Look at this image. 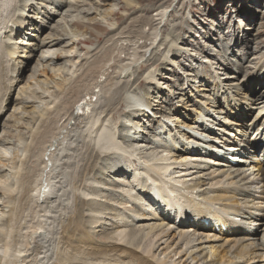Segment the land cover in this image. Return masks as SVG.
<instances>
[{"label": "bare ground", "instance_id": "bare-ground-1", "mask_svg": "<svg viewBox=\"0 0 264 264\" xmlns=\"http://www.w3.org/2000/svg\"><path fill=\"white\" fill-rule=\"evenodd\" d=\"M7 1L0 0V10L7 4ZM45 1L51 3L52 6H43V11H41L43 18L40 17L41 22L36 25L39 33L47 28L49 20L55 14L62 12V6L65 4V0ZM92 1L93 4H100L99 0ZM142 1L120 0L124 5L123 7L129 9L136 8ZM70 2V7L76 9L77 4L74 3L73 5V2ZM21 3L20 8L17 6L20 4L16 5V18H13L14 25L18 29L11 28L6 33V31H3L5 27H0V36L4 34V37H0V39H6L4 41V51L6 57L9 58V62H11V73L13 72L9 78L10 85L5 88L4 96L7 92L9 95L17 87L15 100L20 103V107L15 108L10 114L12 118L6 117V122L3 125L6 128L7 122L12 120L11 128H17L25 120L26 126L23 125L26 133H28L26 137H17L15 147L11 145L10 130L2 132V138H0V264H191V262H194V264L198 262L201 264H256V262L264 264V236L261 240L257 239L256 233H253L250 227L251 224L254 225L260 220L259 212L264 213V162L258 161L253 164L257 174H259L260 188L256 191L255 187L257 186L254 187V182L245 175L240 167H233V162L229 160H224L226 161L224 162L219 157L211 162L213 159L212 152L208 149V147L214 145L212 142L218 140L224 146L237 147L235 149L242 155L240 157L248 156V149H252L254 152L260 145L262 151H264V89L261 92L262 94L242 100L240 91L237 90L239 87L235 83L220 81L218 79L220 77L215 76L214 86L217 85L211 89L214 96L213 99L210 98V105L206 107V103L202 102L199 104L201 106L199 109H193L192 111L194 117L191 121L196 130L199 129V133L185 132L180 134V129L172 132V129H170L172 127H166L165 121L160 117L158 119H155L156 117L152 118L153 121L155 120V122H152L150 116L146 112L142 113L141 109L135 108V113L139 115L132 111L119 112L120 108L129 106L127 100L129 101L130 96L127 94L126 86L130 81L133 80L134 82L135 80L134 77L133 79L127 78L129 72L126 73V71L129 70L130 66L121 65V67L118 66V70L113 67L114 70L109 72L105 78L109 82L120 75L121 72L125 73V75H122V77H126L121 87L120 85L115 87L114 91H111L112 93L104 101L102 100V104L98 107L93 104L88 108L89 110L86 109L88 111L82 110V113L74 114L70 106L77 102L76 99L79 98L81 86L76 85L66 91H64L63 86L67 80L76 74L79 64L75 66V62L72 60H70L72 61L70 65H66L65 62L58 63L57 61L64 58L67 60L71 56L81 58L82 61L87 58L85 55H88L91 51L85 48L86 52L82 55L78 49L74 55L63 54V52L72 53L73 47H71V44L73 45L75 40H71V38V41L64 43V47H68L69 50H52L53 46L62 42L60 38L66 37L61 29V23L66 19L65 16H71V9L64 10L61 19L63 21L59 20L51 26V31L55 30L57 32L59 30V33L45 38L53 39L43 38L33 43V49L46 48L47 51L45 52L52 50L50 54L41 56V59H45L53 65L48 67L49 71L61 73L64 80L53 82L54 84L49 87L50 90L47 88L48 90L42 91L43 93L46 92L45 97L47 100L43 101L41 99L38 101L40 97L33 91V84L40 81L38 80L39 76L46 78L44 70H48V68L44 69V65L39 68V64H37L24 85H19V81L23 77L20 72L24 64L26 68V63H22L21 58L27 51L31 52L33 49L22 48L24 46H20L22 43L18 41L10 42V40H15L14 37L19 36L21 38L18 33L19 31L24 32L22 30L25 27L24 25L29 28H33L34 25L31 23L33 17L29 14L31 9L32 12L36 9L34 0H23ZM116 3L110 5L108 14H115V8L113 7ZM26 8H29L27 14L24 12ZM91 8L97 9L96 7H89L90 10ZM89 9L83 12L87 14ZM7 17H4V19ZM71 18H74V16ZM74 24L79 27H86L80 19H76ZM95 28L98 29L99 27L96 26ZM245 28L251 29L248 26ZM93 30L91 29V31ZM178 30L177 34L164 36L163 40L161 39L162 41L153 47L158 50L159 46L164 44L163 53L158 51L160 55L163 54L161 59L163 64L168 62L167 57L169 55L176 57L179 54V58L186 60L184 58L185 51H182L183 48L178 43L185 44L184 40L187 42L189 34L183 33H187L189 30L184 27L178 28ZM98 32L96 33L98 34ZM223 34L222 32L221 37H223ZM234 35H236V30H232L230 38L233 39ZM55 36H59V38H55ZM137 36H139V33ZM241 36V38H244L242 44L247 45L251 39L248 38L250 32L244 35L241 34ZM146 39L151 40L152 38L147 36ZM261 42L263 41L261 40ZM144 43L145 48L147 45H152L150 42L147 45L146 41ZM188 44L192 45V41L189 40ZM262 47L264 45L254 51L259 55L252 58L255 59V61L252 60L254 61L253 66H251L253 70L261 69L258 74L254 75L253 73L251 75L254 76V80L260 77V72H262L261 76L264 75V52L262 53ZM226 51L229 55H233L235 50L230 49V47H223L217 53L221 55V58H218L219 64L217 67L220 68V65H222V70L228 68L232 70L229 55H224L228 54ZM30 55L32 56V54ZM30 55L28 54L27 57L29 58ZM102 56L104 58V55ZM102 56L96 58L92 65H89L88 70L90 73L98 74L103 68V65H95V63H100ZM240 57L241 61H247L249 56L245 54ZM3 58V55H0V67L4 62ZM181 63L186 64L184 61ZM236 64L239 66L238 69L242 68V64ZM114 66L116 67V65ZM199 68L200 70L204 68L203 72H205V67L200 66ZM250 71L252 72V69ZM88 76L85 75V79ZM226 76L225 78H237V75ZM154 77L151 74L150 79L145 83H152ZM194 77L196 78V74H194ZM217 80L220 82L216 83ZM244 80L248 82L251 79L245 78ZM49 82L47 81L45 85H48ZM190 82L199 83V81L187 79V88H191ZM178 87L183 88L181 85ZM146 91L149 93L150 89ZM147 92L146 94L149 96ZM254 92V90L251 91L252 94ZM62 93L65 100L61 103L57 102L59 94ZM190 96H192L191 93ZM4 98L0 97V116L4 115L5 112V106H2V103L6 100ZM148 99H151V102L148 103L150 106L158 105L157 103L151 104L154 101L152 97L149 96ZM220 99L223 100V104L218 108ZM33 102L34 104L31 105ZM172 102L173 99L170 100V103ZM97 103H100V101L98 100ZM242 103L245 105H242ZM252 104L257 106H249ZM85 105L89 104L86 103ZM145 105V109H148L147 102ZM27 107L31 109L27 110ZM257 107H259V111L255 118L260 119L261 124L244 122V118L250 116L252 109L254 110ZM247 110L251 111L247 113ZM119 113H126L129 117L128 123L132 122V124L124 125L125 123H120L116 127L117 124L115 125L112 120ZM53 114L56 116H52ZM153 114L156 116L157 112ZM55 117L62 124L72 119L74 121L79 120L80 122L77 121L76 127L82 125L80 127V130H82L81 128L86 126L88 129L87 134L91 135V138H89V135L87 136L82 131L83 134H80L81 140L78 139L75 148L72 149V146L68 145V148L72 150H66L67 152H78L79 150L80 152L77 153L79 156H81L80 153L83 150L82 159L81 157L78 159L82 162L80 163L82 166L80 165L81 167L77 168V173H73L76 175L69 172L71 176L67 172L70 168L69 165H71L70 159L74 157L73 153H71V157L69 156L70 158L66 157L68 153L60 155L58 143L54 144L57 140H55V135L58 137L61 130V127L55 126L57 122ZM109 121H112L114 126ZM183 125L187 129L194 127L190 124ZM252 125L255 127V135L250 139L249 137L253 132H249L245 128L249 126V129H251ZM155 126L159 129L158 131L157 129L154 131ZM208 129L209 131L206 132ZM124 131H126V134L123 133ZM161 133L163 136L166 134L168 137L177 138L178 135H188L186 136L187 139L191 140H188L186 148H173L174 150L172 149V154H170L171 147L167 149L166 154H162V150H167L164 143L160 144L157 141L160 139L157 136ZM152 134L154 138L157 137L158 139H149V135ZM230 135H232L231 138ZM138 137H143L144 143L140 144L141 141L138 140ZM208 138L213 139L209 140ZM51 139L53 140L50 142ZM46 142L48 145L44 144ZM210 142L211 144H209ZM1 146L3 147L1 148ZM161 146L163 148L158 151ZM245 150L247 151L245 152ZM57 155L61 156L58 157L61 158V162L58 161L61 166L59 170L62 171L57 172L56 175L54 173L50 174L49 169L51 170L52 160ZM240 157L238 162H241ZM33 158L35 159L33 160ZM98 159L109 162L106 163L105 168L108 169H106L107 171L113 168L114 176H126V178L132 176L134 180L132 182L127 180V184H120L118 181H107L102 176L103 174L97 173L101 169L93 165L94 160ZM121 160H125L124 163ZM244 161H246L245 158ZM29 162L37 163L38 172L46 169V173L38 178V174L34 175L30 166L32 163L29 164ZM222 163L229 164V168L227 167L225 173L231 177L234 186H216L218 181L212 182L215 180L216 174L215 170L208 171L210 164ZM91 172L93 175H90ZM220 172L221 174H217L219 177L224 174L223 171ZM48 177L50 180L52 179L50 187L46 182ZM186 178H188V181ZM70 198L72 203L69 207ZM150 200L151 202H149ZM125 207L129 208V211L127 208L125 210ZM226 212L237 216L239 218L238 222L231 221L232 219L224 214ZM47 219L53 224L57 223L54 228L57 231L55 235H58V241L54 240L53 242L52 248L54 251L50 244L52 238L46 237L44 233L45 225L49 230L53 228L49 226ZM206 219L209 220L207 225L203 222ZM54 228L53 230H55ZM207 229L209 232H206ZM49 230L47 231L49 232ZM174 238H177L175 243H173ZM47 241H49V244H46ZM219 241L224 242V244L231 242V244L228 243L226 249L225 246L222 247L225 250L221 253ZM221 245L223 246V244ZM50 249L53 254L49 256Z\"/></svg>", "mask_w": 264, "mask_h": 264}, {"label": "rangeland", "instance_id": "rangeland-1", "mask_svg": "<svg viewBox=\"0 0 264 264\" xmlns=\"http://www.w3.org/2000/svg\"><path fill=\"white\" fill-rule=\"evenodd\" d=\"M70 1L73 2V5L74 3L77 4L76 9L74 7H70L71 5ZM99 1H100V4L96 5V4H93L92 0H89V1L88 0H85V1L84 0H65L64 2L65 4L62 6V9H61L62 12L60 14H55L54 17L49 20L46 26L47 28L44 29L43 32L39 33L37 32L36 28H38V26L36 25L40 24L41 18H43V15H41V11H43V6L50 7L52 6V4L46 3V1L44 2V0L43 1L34 0L36 9L33 12L31 9V11L29 12L30 16L33 17L32 22H31L32 24H34L33 28H29L26 25H24L25 27L22 28L24 32L19 31L18 33L20 34L21 38L17 35L18 36L17 38L14 37L15 40H10V42H13V41L21 42L22 45L20 46H24L22 48L27 47V48L33 49L34 48L33 43H36L37 41H39V39H43L50 35L52 36V34L59 33V30L57 32L55 30H54L55 32L51 31V26L55 25L59 20L62 19V14L65 12L64 10H67L68 8L71 9L70 10L71 16H68V17L65 16L66 19L64 21L61 20L63 21V23H61L62 24L61 29L64 31V34L66 35V37L64 36V38H60L62 39V42L59 43V45L57 44L56 46H53L52 50H61V51L69 50L68 47H64V43L66 41L75 40L74 44L73 45L71 44V47H73L72 53L63 52V54L68 53L67 55H74L75 51H77L78 49V51L80 50L81 55H82L86 52L85 48L91 51L88 55H85V57L87 58L82 61H81V58L79 59V58H76L75 56L68 57L67 60L66 58H64L60 61H57L58 63L65 62L67 63L66 65H70L72 61L75 62V66L76 64H79L78 66L79 68L76 71V74H74L72 78L67 80V82L65 83L63 82L64 91L76 85L79 87L81 86L79 98L76 99L78 103L75 102L76 105L73 104V106H70V109L74 111V114L82 113L86 109L90 108V106L93 104H95L96 107H98V105L102 104L101 101L102 100L104 101L106 97L109 96L114 91L115 87H118V85H120L121 87L123 80L126 77V76L122 77V75H125V73L121 72L120 75L116 77L114 75L115 78L113 77L114 79H112L109 82L107 79H105L109 72L114 70V68L117 69L118 66L121 67V65L130 66L129 70L126 71V73L129 72L127 75V78L130 77L133 79L134 77L135 80L133 82V80L131 79L132 81H130L126 86L127 94L130 96L129 101L127 100L129 106H127V108L125 106H124L125 108L124 107L120 108L121 110H119V112L125 110V111H132L135 113V108H138L139 110L141 109V112L142 113L146 112L150 116L151 120L152 118H155V117H156L155 119H158V117H160V119L162 118L163 121H165L166 123V127H169V128L172 127L170 128L172 129V132L176 131V129L178 130L180 129L179 130L180 134L185 133V132L199 133L198 131L199 129L196 130L195 125L191 121V119L194 117L192 111L193 109L194 110L199 109L201 107L199 104L202 102L206 103L205 104L206 107L210 105L209 104L210 98L213 99V96H214L212 94L211 89H213V87L217 85L216 83L219 80L223 82L235 83L236 86L239 87V89L237 90L240 91V97L242 98V100H245L247 97L253 98L257 96V94H262L261 92L264 89V75L261 76L262 72H260V77L254 80V76L252 77L251 75L253 73L254 75L258 74L261 69L253 70L251 66H253V62L255 61V59H252V58L255 57V55L256 56L259 55V53H256V52L254 53V51L257 50V48L259 49L261 45H264V0H143L141 2L142 4L139 3V6H137L134 9L123 7L124 5L122 2H120V0H99ZM21 2H23V0H8L7 4H5L3 9L0 10V17H1L0 27L2 28L5 27V29L4 30L2 29V30L6 31V33L9 32L11 28H14V30L18 29L17 26L15 27L13 20L16 18V13H17L16 5L20 4V5H17L18 8H20L22 4ZM115 3L116 5H114L113 7L115 8V14H108L107 12H108L110 5L115 4ZM89 7H96L97 9L94 10V8H91L90 10ZM28 9L29 8H26V10L24 11L26 14L28 13ZM86 9H89L88 10L89 13L87 14L86 12H83ZM72 16H74V18H71ZM4 17H7V18L4 19ZM76 19H80L81 21H83V24L86 27L76 26L74 24V21H76ZM96 26H98L99 28L98 29L95 28ZM246 26L251 27V29L245 28ZM181 27L187 28L189 30V32L183 33L186 35L189 34L188 35L189 38L187 39V42L186 40H184L183 42H185V44L178 43V45L183 48L182 51H185L184 58H186V60L179 58L180 57L179 54L176 55V57H171V55H169L167 57L168 62L163 64L161 62L163 54L160 55L158 51L160 52L162 51L163 53L164 44H161L159 46L160 50L159 49L157 50L156 48H153V47H155L157 43H160L163 40L164 36H166L167 34L169 35L177 34L179 32L178 28H181ZM91 29L92 30L94 29V30L91 31ZM232 30L234 31L236 30V35H234L233 39L230 38ZM97 31L103 34H100L99 32L97 34L96 33ZM222 32L224 33L223 37H221ZM247 32H250V37L248 38H251V39H250V42L247 43V45H244L242 44V41L244 40V38H241L243 37L241 36V34L244 35ZM12 33L14 32L12 31ZM138 33H139V36H137ZM147 36L152 38L153 40L152 39H151L152 41L147 40L146 39ZM0 37H4V34H2ZM55 38H59V36H55ZM45 39L49 40L53 38H45ZM5 40L6 39L4 38L0 39V44H1L0 47L2 46L0 48V55H3L4 57L3 58L4 62L2 66L0 67V97L2 96V97H5L4 99H6L2 103V106L3 105L5 106L4 107L5 112H4V115L0 116V138H2L1 137L2 132L6 130H10V133H11L10 137L12 138L11 145L15 147V145L17 144V137L18 138L20 136L26 137L28 133H26V129H25V126H26L25 120L22 121L25 126L22 124L21 126L17 128H14V127L11 128L12 120L7 122L6 128L3 125L5 124L4 122H6V117H10V114L12 113V111L17 107H20V103H18L17 100H15L16 99L15 97H17L16 92L18 91L17 87L15 88L16 90L14 89L13 91H11L9 95L7 92V94L4 96L5 88L8 85H10L9 78L11 74L13 73V72L11 73L12 71L11 66H10L11 62H9V58L6 57L5 55L6 53L4 51V41ZM189 40L192 41V45L188 44ZM261 40L263 42L260 43ZM145 41H146V45L149 44V42L152 43V45L151 46L147 45L145 48L144 46ZM223 47H226V48L230 47V49L232 48L235 50L233 55H229L228 51H226V53L228 54H224L226 56L229 55V58L231 59L229 63L231 64L230 68L232 70H229V68L222 70L221 69L222 65H220V68L217 67L219 64L218 58H221V55L217 53L221 51ZM263 49L264 47H262V53L264 52ZM52 50H50L49 52H45L47 51L46 48L45 49L39 48V49L31 50V52L27 51L24 54V56L21 58V61L22 63H26V68L24 64V67H23L24 70L22 69V71L20 72L23 74L22 75L23 77H22V80L19 81V85H24V83L28 79V76H30V73L32 72L33 68L37 64H39V68H41L42 65H44V69H47L48 67L53 66L48 61H45V59L44 60L41 59V56L45 54H50ZM157 52L159 55L156 54ZM28 54L29 55L32 54V56L30 55V57L28 58L27 57ZM245 54L249 56L247 58V61L245 60L241 61L240 56L245 55ZM102 55H104V58ZM251 55H254V56H251ZM100 56H102V60H100V63L99 62L95 63V65L96 66L103 65L102 66L103 68L100 70V72H98V74L90 73V71L88 70L90 67L89 65H92V62L96 58H99ZM26 59H28L27 62H25ZM183 61L184 63H186L185 65L181 63ZM236 63L242 64V68L238 69L239 66H237ZM114 65H116V67ZM200 66L205 67V72H203L204 68L200 70L199 68ZM249 68L252 69V72L250 71L251 69L249 70ZM49 70H50L49 68L48 70H44L46 74V78L44 76H41V77L39 76L38 80L40 81L37 83H34L33 84L34 87L32 85L33 91H35L37 96L40 97L38 101H40L41 99H43V101L47 100L45 97L46 92L43 93L42 91L48 90L49 87H51L54 84L53 82L64 81L61 73L59 72L53 73ZM151 74L153 75V77L155 76L154 77L155 79H153L151 81L152 83L150 84L145 83L146 81L150 79ZM194 74H196V78L194 77ZM81 75L82 76L84 75V76L82 77ZM85 75H89L88 78L85 79ZM159 75L163 77L161 78ZM226 75H234V76L237 75V78L236 79L225 78ZM215 76H218L220 78H218L219 80L216 81L215 83L216 85L214 86ZM226 77H232V76H226ZM245 78H250L251 80L247 82L246 80H244ZM79 79L80 81H78ZM187 79L199 81V83L190 82L191 88H187V85H186ZM228 80H232V81H228ZM47 81H50V82L48 85H45ZM183 83L184 85H182ZM179 85H181V87L183 88L180 89L178 87ZM185 85L186 87H184ZM147 89H150L149 93L146 91ZM253 90L255 92L252 94L251 91ZM146 92L149 94L150 98L152 97V100H154L152 101L151 104L157 103L158 105L150 106L148 104L149 102H151V99L147 100L149 96H147ZM190 93L192 94V96H190ZM243 95H246V96H243ZM171 99H173L172 103H170ZM64 100H65V96L62 93L61 95L59 94L56 101L57 102L59 101L61 103ZM98 100L100 101V103H97ZM146 102H147L148 109H145ZM86 103H88L89 105H85ZM33 104L34 102L31 103V105ZM222 104H223V100L220 99V106H218V108H220ZM263 104L261 105L263 106ZM242 105H245V104L242 103ZM249 106H257V105L252 104ZM210 108L212 109V107ZM245 108H248V107H245ZM26 109L30 110L31 108L27 107ZM258 109L259 107H257L254 110L252 109V114L248 116L247 118H244V122L260 125L261 124L260 119L255 118V115H257L259 111ZM249 111L251 110H247V113ZM154 112H157L156 116L155 114H153ZM54 115L55 114H53L52 116ZM136 115H139V114H136ZM55 119L57 120L55 126L61 127L60 128L61 130H60V135L58 136L59 138L56 137L55 135V140L56 139L57 140L56 142H54V144L58 143L60 153L58 151L57 152L60 155H63L64 153L66 154L68 153V156L66 155V157L68 158L69 156L71 157V153H73L74 157L70 159L71 162L69 160L71 164L69 165L70 168H68V171L67 170L65 171H67L68 173L70 172L72 175H76L73 173H77L78 171L77 168L81 165L80 163H82L78 159H80L79 157H81L82 159L83 150L81 151L82 153H80L81 156L77 155V153L80 152L79 150L78 152L69 151L70 154L66 150H72L75 148V145L78 139L81 140L80 134H83L81 133L82 131L87 136L89 135L88 136L89 138H91L90 137L91 135L87 134L88 129L86 126H83L81 128L82 130H80V127L82 126L81 124H80L81 125L80 127H76L77 121L80 122L79 120L74 121L72 119V120H69L67 123L62 124V122L59 121L57 117H55ZM112 121H114L113 123L115 125L117 124L116 127H118L120 123H125L124 125L132 124V122L128 123L129 117L126 115V113H119L116 116V118H114V120ZM112 121H109V123L112 124ZM138 122L141 123L140 120H138ZM152 122H155V120L154 121L152 120ZM114 124L112 125L114 126ZM183 124H190L194 127L192 129H189V128L187 129V127H185ZM158 125L156 126L158 127ZM156 126H155V129L153 128L154 131L157 129ZM159 126L161 127V125ZM245 129L248 130L249 132L251 131L253 132L252 135H250L249 137L250 139L253 138L255 135V132H254L255 127H253L252 125V128L249 129V126H246ZM158 130L159 129H157V131ZM207 131H209V129L206 130V132ZM123 133L126 134V131H124ZM127 133L129 132L127 131ZM169 135L171 134L169 133ZM186 136L178 135V138L168 137L166 134L165 136H163L161 133L159 136H157L160 139H158L157 137L156 138L158 140L154 138L153 134L149 135V139L152 140L153 138L157 140L160 144L164 143V145L166 146V150L172 147L169 152L170 154H172V151L174 150L173 148L182 149L183 147L184 148L187 147L186 145L188 143V140H191V139L189 138L187 139ZM231 136L232 135H230V138ZM89 138L88 140H90ZM138 138L137 139L141 141L139 142L140 144L144 143L143 137L142 138L138 137ZM208 139L212 140L213 138L211 139L208 138ZM52 140L53 139H51L50 142ZM233 140L235 141V139ZM44 144L48 145L47 142ZM209 144H211V142ZM212 144L214 145L208 147L210 152H212L213 159L211 160V162L212 161L214 162V160H216L217 157H219L220 160L224 161V160H230L232 159V157L234 158V160H237L240 156H242L241 154L237 152L232 155L228 154V149L232 147L224 146L218 140L217 142H212ZM68 145H71L72 149H69ZM243 145H246V144H243ZM2 147L3 146H1V148ZM162 148H163L162 146L160 149L158 148V151H161ZM246 151L247 150H245V152ZM165 152L167 153L168 150L167 151L162 150V154H166ZM247 152H249L248 156L240 157L242 163L236 162V163H233L232 166L235 168L240 167L241 170H243V172L245 173V175L250 177V179L255 183V184L253 183V185L254 187L257 186L255 187V189L256 191H258L260 188L259 187L260 184L258 182L259 174H257V171L253 167V164L258 161L264 162V151H262V147L260 145L258 146L256 150H254V152L252 149L251 150L248 149ZM58 157H61V156L59 155L54 156L52 160V163H51L52 166L50 167L51 170L49 169L50 174L54 173L56 175L57 172L62 171V170H59V168L61 169V166L59 164L61 162V158H58ZM244 158L246 161L243 163ZM34 159L35 158H33V160ZM58 160H60V162ZM123 161L122 163H124ZM106 163L108 164L109 162L105 161L104 159L103 160L98 159V160H94L93 165H95L96 168L101 169L97 171V173L99 174L100 172L101 174H103L102 176H104L107 181H118L120 182V184H127V180L129 182H132L134 180L132 176L130 178H126V176L125 177L114 176V173L112 172L113 168H111L112 170H109V171H107L108 169L105 168ZM29 164L32 167L34 175L38 174L37 175L38 178H41L46 173V169H44L42 172H38L37 163L29 162ZM228 166L229 164L227 163L210 164V167H209L210 170L208 169V171L212 172L213 170H215V174L217 177L215 176V180H213L212 182H215L217 180L218 182L216 186H227V187L234 186V182L231 179V177L227 176L225 173ZM220 171H223L224 174L223 176L221 175L219 177V175L217 174L219 173L221 174ZM70 173L69 175H71ZM90 175H93V173L91 172ZM49 177L47 178L46 182L48 183L50 187L52 183V179L50 180ZM187 179L188 178H186V180ZM69 193H71V191H69ZM69 200H70L69 201L70 202L69 207H70L72 203L71 198ZM126 208L127 207H125L124 209L125 210L128 209L129 211V208L127 209ZM224 214L228 218H231L232 219L231 221L238 222L239 218L233 215L232 213L226 212ZM258 215L260 216L259 218L260 220H258L256 224L254 225L251 224L250 227L253 230V233H256L255 235L256 238L258 237L257 239L261 240V238L264 236V213L260 211ZM127 218H128V215H127ZM47 220L49 221V222L47 221V223L49 224L50 227H53V228L56 227L55 225L57 224L56 222L53 224L50 222L49 219ZM46 227L47 226L45 225V229L49 230V228L48 227L46 228ZM53 228L49 230L51 234L47 230L44 229L45 236L52 238L50 240L51 248L53 246L54 240H56V242L58 241V235H55V233L57 232L56 228H54L55 230H53ZM206 232H209V230L207 229ZM227 236H232V235H227ZM176 240L177 238L176 239L174 238L173 243H175ZM228 243L231 244V242H227V244ZM46 244H49V241H47ZM181 244L184 246L183 243ZM218 244H220L219 250L221 251V253L226 249V246H228L226 243L225 244L224 242L222 243V241H219ZM221 244H223V246ZM222 247H224L225 249ZM52 250L54 251L53 248ZM52 250L50 249V252L52 253L49 252V256L53 254ZM199 263L200 262H198L197 264ZM191 264H194V262H191ZM256 264H260V262H256Z\"/></svg>", "mask_w": 264, "mask_h": 264}]
</instances>
